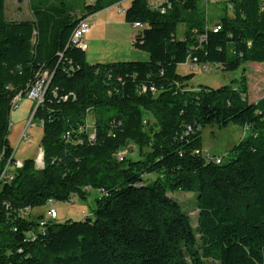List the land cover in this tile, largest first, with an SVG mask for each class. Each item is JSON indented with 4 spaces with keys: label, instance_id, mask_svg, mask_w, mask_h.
Segmentation results:
<instances>
[{
    "label": "trees",
    "instance_id": "16d2710c",
    "mask_svg": "<svg viewBox=\"0 0 264 264\" xmlns=\"http://www.w3.org/2000/svg\"><path fill=\"white\" fill-rule=\"evenodd\" d=\"M28 1L31 18L14 20L0 0V264H264V95L249 99L244 73L219 88L177 73L264 64V0L222 3L215 21L201 0H130L124 21L143 25L131 46L148 60L92 65L72 32L120 0L83 4L80 18L70 0ZM44 73L32 117L43 165L16 166L12 103ZM230 123L239 142L225 158L204 155L202 129ZM131 144L138 157L119 160ZM91 190L94 219L35 212ZM180 192L195 197L196 231L169 195Z\"/></svg>",
    "mask_w": 264,
    "mask_h": 264
},
{
    "label": "rangeland",
    "instance_id": "374dc122",
    "mask_svg": "<svg viewBox=\"0 0 264 264\" xmlns=\"http://www.w3.org/2000/svg\"><path fill=\"white\" fill-rule=\"evenodd\" d=\"M77 9V18L81 17L80 11L83 4H90L94 0H70ZM202 2V0H201ZM203 3V2H202ZM130 5V0L122 4L124 10ZM220 5V4H219ZM210 3L204 6L206 18L215 21L220 14V6ZM5 15L8 19L22 20L31 18V11L28 0H5ZM109 19L108 23L96 25L98 20L103 22L104 19ZM89 19L88 22L93 24L95 30L91 28V34H87V44L89 46L86 52V60L89 64H106L113 62H128L139 61L145 62L148 60V54L142 51L135 50L131 46V41L126 40L127 31L124 26L129 28L131 34H136L139 29L124 21V13H118L117 7L113 5L111 8L105 9L98 13L95 17ZM121 25L119 26V24ZM108 25V26H107ZM181 33L183 25L178 26ZM89 37V38H88ZM95 37V41H92ZM242 68H244L242 70ZM242 68L234 72L216 71L212 68L204 69L197 67L193 71L189 68V63L181 64L177 67V73L185 76L191 73L194 77L190 81V85L194 87L208 86L211 88H219L224 85H229L232 80L239 78L243 73L248 81V96L250 100L258 99L264 95V64L263 63H248ZM28 94V93H27ZM33 101L28 97L22 98L18 103L17 108L13 109L10 114V131L8 140L14 150V159L22 163L27 159H34L40 163V140L42 135L41 125L37 121H32L33 117ZM35 105H37L35 103ZM36 107V106H34ZM32 109V110H31ZM90 121L91 118L88 117ZM243 128L236 124H228L223 129L217 127H205L201 131L202 151L203 154L208 152V155L226 157V154L231 151L243 136ZM128 150V151H127ZM121 151H127L128 157L137 158L139 151L134 145H128ZM147 179L152 180L154 176H149ZM172 198L178 201L185 212L190 217L192 227L196 231L198 221V211L195 207V197L189 193H174L169 194ZM98 194L95 191L88 193L85 199L74 196L73 201L53 202L51 205L57 212L56 222L63 223L68 220L78 221L86 217L94 219V210L96 208V199ZM48 206L37 208L35 212L41 213L45 218H48ZM198 235V234H196Z\"/></svg>",
    "mask_w": 264,
    "mask_h": 264
},
{
    "label": "built area",
    "instance_id": "2783aa9c",
    "mask_svg": "<svg viewBox=\"0 0 264 264\" xmlns=\"http://www.w3.org/2000/svg\"><path fill=\"white\" fill-rule=\"evenodd\" d=\"M125 1H127V0H120L114 4L117 7L118 13H124L125 12V10L122 8V4ZM229 1L230 0H202V2H203L202 4H203V6H208V4H210V3L219 5V4L226 2L229 4L230 3ZM150 4L153 8H158L161 4V1L160 0H150ZM229 9H230V6H229ZM88 20H89L88 17L80 19L78 21L76 27L74 28L72 35H71L72 44L75 45L76 47H78L79 49H81L82 51H86V49H87L86 35L90 31V29L93 27V24L92 23L90 24L88 22ZM133 28L140 30L143 28V25L140 23H134ZM218 30H220V27L216 26L214 28V31L216 32ZM189 68L192 69V68H194V66L189 64ZM204 69H208V68L205 67ZM48 79H49V76L47 75V73L42 74L41 78L29 90V92L27 94L28 99H30L31 101L38 104L43 97V93H44V90L46 89ZM21 99L22 98L20 96H17L14 98L13 103H12L13 109L17 108L18 103L21 101ZM127 151L118 152L117 158L119 160H122V159H124V157H127V155H128ZM206 156L209 157L208 152H206ZM214 161L216 164H219L221 162V158L216 157V158H214ZM20 165H21V163L16 162V166H20ZM6 170H7V168L3 171L0 179L8 177ZM9 179H11L10 176H9ZM52 204H53L52 200H49L47 203V206L49 207V209L47 211L48 218L49 219H56L57 218V212L51 206Z\"/></svg>",
    "mask_w": 264,
    "mask_h": 264
},
{
    "label": "crops",
    "instance_id": "0c3cea01",
    "mask_svg": "<svg viewBox=\"0 0 264 264\" xmlns=\"http://www.w3.org/2000/svg\"><path fill=\"white\" fill-rule=\"evenodd\" d=\"M95 1V0H94ZM93 1V2H94ZM92 2V3H93ZM113 6V5H112ZM112 6H108L107 8H104L103 10H105V9H108V8H111ZM103 10H101V11H103ZM100 11V12H101ZM99 13V12H98ZM98 13H96V14H94V15H91V16H89L88 18L89 19H92L93 20V16L95 17L96 15H98ZM108 21H109V19H108V17H107V19H104L103 20V22H100V20H98V23H96V25H100V24H102V23H108ZM109 24V23H108ZM121 25V23L119 24V26ZM108 26V25H107ZM123 27H124V29L127 31V36H126V40L127 41H131L132 40V38L134 37V35L135 34H131V32L129 31V28H127L126 26H124V25H122ZM133 26V25H132ZM92 30H95V27H92ZM90 31H91V29H90ZM88 32V34H91V32ZM86 37H87V35H86ZM89 38V37H88ZM95 40H97V39H95V37H92V41H95ZM86 42H87V38H86ZM88 49H89V46H88V44H87V49H86V51H85V54H86V52L88 51Z\"/></svg>",
    "mask_w": 264,
    "mask_h": 264
},
{
    "label": "water",
    "instance_id": "95a60500",
    "mask_svg": "<svg viewBox=\"0 0 264 264\" xmlns=\"http://www.w3.org/2000/svg\"><path fill=\"white\" fill-rule=\"evenodd\" d=\"M40 160H41V163H39V162H37V161H36V163H37L39 166H42V165H43V163H42V154L40 155Z\"/></svg>",
    "mask_w": 264,
    "mask_h": 264
},
{
    "label": "bare ground",
    "instance_id": "6f19581e",
    "mask_svg": "<svg viewBox=\"0 0 264 264\" xmlns=\"http://www.w3.org/2000/svg\"><path fill=\"white\" fill-rule=\"evenodd\" d=\"M40 163H41V161H40Z\"/></svg>",
    "mask_w": 264,
    "mask_h": 264
}]
</instances>
